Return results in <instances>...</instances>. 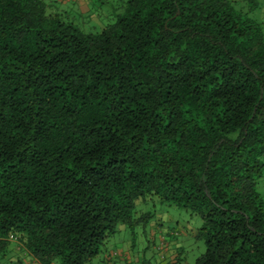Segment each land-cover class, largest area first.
<instances>
[{
	"label": "trees",
	"instance_id": "1",
	"mask_svg": "<svg viewBox=\"0 0 264 264\" xmlns=\"http://www.w3.org/2000/svg\"><path fill=\"white\" fill-rule=\"evenodd\" d=\"M45 1L0 0L1 262L89 263L158 200L200 219L192 264H264L256 0H125L96 33Z\"/></svg>",
	"mask_w": 264,
	"mask_h": 264
},
{
	"label": "rangeland",
	"instance_id": "2",
	"mask_svg": "<svg viewBox=\"0 0 264 264\" xmlns=\"http://www.w3.org/2000/svg\"><path fill=\"white\" fill-rule=\"evenodd\" d=\"M47 1L51 2L53 11L71 21L84 33H96L103 26L114 21V16L125 0H102V4L98 5L97 2L93 4L91 0H81L80 3L84 6H80L79 9L67 0ZM259 1L263 0H256L257 3ZM252 14L255 15V12L253 11ZM255 190L264 202V173L257 180ZM135 212H152L153 218L146 225H137L132 232L124 226L118 227L117 232L104 242L99 253L86 264H105L106 257L122 246L129 247L131 263L127 264H166L159 241L160 236L167 244H173L175 241L179 243L182 248V259L178 264H192L195 258L203 253V242L194 238V233L200 226V219L196 215H191L182 209L167 207L158 200H149L145 205L137 204ZM155 223L158 227L151 235L150 225ZM183 231H185L184 235L181 233ZM1 260V264L6 263ZM116 264L124 263L116 260Z\"/></svg>",
	"mask_w": 264,
	"mask_h": 264
},
{
	"label": "crops",
	"instance_id": "3",
	"mask_svg": "<svg viewBox=\"0 0 264 264\" xmlns=\"http://www.w3.org/2000/svg\"><path fill=\"white\" fill-rule=\"evenodd\" d=\"M67 1H69L74 7L78 9L80 6H84L82 3H80L81 0H67ZM238 1H241V3L244 6H246L244 0H238ZM254 12L255 15L251 14L252 17L257 21L262 22L264 25V0L261 2L259 1V3H257V7L256 9H254ZM156 217L159 218V216ZM157 227H158L157 223L150 225V229L152 230L151 235H153V232L157 229ZM184 232L185 231L181 233L184 235ZM159 241L161 248L163 249V254H164L163 259L165 258L164 261L166 262V264H178L181 258L180 255L182 253V248L180 247L179 243L175 241L173 244L172 243L167 244L161 236L159 237ZM164 246H166V248H163ZM8 250L10 251V253L14 255L9 259L10 261L16 263L18 262L17 259H20V261L23 262V264L24 262L25 264H35L34 261H32V259L29 256H27L26 253L15 242L9 243ZM108 256H107L108 258L106 257V259L104 260L105 264H116V260H119L120 262L127 264L128 262H130L129 256L131 255H130L129 247L122 246L121 248H117L116 250H114Z\"/></svg>",
	"mask_w": 264,
	"mask_h": 264
}]
</instances>
